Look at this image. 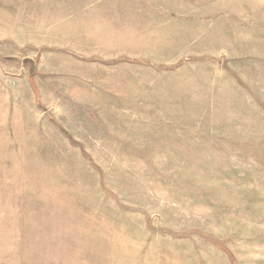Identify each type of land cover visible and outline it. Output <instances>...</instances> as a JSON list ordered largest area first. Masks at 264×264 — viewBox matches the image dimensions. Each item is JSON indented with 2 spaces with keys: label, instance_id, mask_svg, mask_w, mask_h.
Returning a JSON list of instances; mask_svg holds the SVG:
<instances>
[{
  "label": "rangeland",
  "instance_id": "obj_1",
  "mask_svg": "<svg viewBox=\"0 0 264 264\" xmlns=\"http://www.w3.org/2000/svg\"><path fill=\"white\" fill-rule=\"evenodd\" d=\"M0 264H264V0H0Z\"/></svg>",
  "mask_w": 264,
  "mask_h": 264
}]
</instances>
